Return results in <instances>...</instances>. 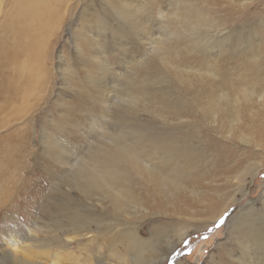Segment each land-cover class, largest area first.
<instances>
[{"label":"rangeland","instance_id":"rangeland-1","mask_svg":"<svg viewBox=\"0 0 264 264\" xmlns=\"http://www.w3.org/2000/svg\"><path fill=\"white\" fill-rule=\"evenodd\" d=\"M76 1L61 0L40 33L39 89L0 114L2 147L12 146V129L24 130L25 184L0 209V248L26 253L49 213L82 207L105 219L103 236L50 250L60 264H91L93 255L132 264L120 242L131 228L149 240L146 254L151 244L154 257L168 253L161 264H264V0ZM121 147L157 179L130 173V199L119 205L73 190L79 160Z\"/></svg>","mask_w":264,"mask_h":264},{"label":"bare ground","instance_id":"bare-ground-1","mask_svg":"<svg viewBox=\"0 0 264 264\" xmlns=\"http://www.w3.org/2000/svg\"><path fill=\"white\" fill-rule=\"evenodd\" d=\"M60 1L7 0V4H9L8 6H10L12 11L0 10V114L11 112V110L15 111L18 103H26L32 94L33 86L36 90L39 89V85H31L37 76L35 60L40 55L36 51V47L40 40V33L45 29L47 22H50L53 18L54 7L66 5H62ZM79 1L77 0L76 2L78 3ZM77 3L74 4L75 7ZM8 32L14 37H9L7 35ZM58 61H63L62 55H58ZM39 66L42 68L41 63H39ZM33 100L37 101V98L34 97ZM9 135H12L8 139L12 146L7 148L2 147L0 144V209L13 207L17 197H19L18 195L23 192L25 185L22 186V181L17 180V168L18 164H21L18 157L21 155L20 150H22L19 142L23 141L24 130L12 129ZM50 148L53 150L52 147ZM62 149L64 150L65 148L62 146ZM84 160L86 165L82 163ZM79 162L82 167L81 169L77 168L76 177L71 179L73 190H79L82 193H90L93 190H97L104 198L107 196L114 205H119L122 201L130 199V192L128 191L130 182L128 178L131 177V174H137L142 179H157L156 174L151 169L147 170L127 147L113 150L105 149L100 154L97 153L93 156L90 153L76 164ZM82 209V207H76L73 212L68 213L69 215H66V212L64 215L49 213L50 219L46 222L47 227L43 230L44 235L28 237L30 243L27 245L26 253H20L7 246H2L0 248V260H9L13 264H47L46 261H39L36 258L53 257L48 258L47 262L60 264L59 253L50 250L61 248L68 251L71 239L80 242V246L83 249L85 246L89 247V242H96V239L103 236L101 231H103L105 219ZM46 210L48 209L46 208ZM101 221L102 223L100 224ZM12 223L10 224L12 225ZM11 229L7 228L6 235L12 231ZM110 230L113 231V228H110ZM89 233L93 234L92 238L89 237ZM121 233L120 242L124 245L123 253L128 255L132 264H161L167 258L168 253L165 252H160V256L154 257V254L158 252V246H153L152 244L150 247L155 248L150 254H146L145 251L149 240L140 236L137 229H123ZM185 233L186 230L180 231L178 240H181ZM19 235L21 240H26V235H21V233ZM15 244L13 241L11 246L14 247ZM176 244L171 239L167 248L172 250ZM87 250L94 253L90 248ZM110 251L114 256L121 252L118 251L116 253V249ZM92 257H95L94 263L101 264L98 256L93 255ZM5 261L2 264H5Z\"/></svg>","mask_w":264,"mask_h":264}]
</instances>
